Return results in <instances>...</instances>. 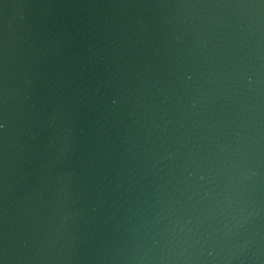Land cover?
Returning <instances> with one entry per match:
<instances>
[{
  "label": "water",
  "instance_id": "95a60500",
  "mask_svg": "<svg viewBox=\"0 0 264 264\" xmlns=\"http://www.w3.org/2000/svg\"><path fill=\"white\" fill-rule=\"evenodd\" d=\"M0 264H264V0H0Z\"/></svg>",
  "mask_w": 264,
  "mask_h": 264
}]
</instances>
